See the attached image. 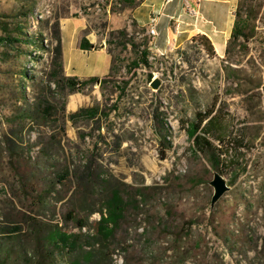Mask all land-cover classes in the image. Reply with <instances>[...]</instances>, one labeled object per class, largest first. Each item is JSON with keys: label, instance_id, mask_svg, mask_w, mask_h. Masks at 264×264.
I'll return each mask as SVG.
<instances>
[{"label": "rangeland", "instance_id": "rangeland-1", "mask_svg": "<svg viewBox=\"0 0 264 264\" xmlns=\"http://www.w3.org/2000/svg\"><path fill=\"white\" fill-rule=\"evenodd\" d=\"M232 4L200 0L201 20H214L221 30L214 38L218 43L223 31H229ZM24 7L27 17L11 20L20 26V37L35 36L50 48L56 22L63 65L105 78L109 57L100 52L111 48L120 72L102 89L95 84L85 94L66 97L64 134L56 129L50 140L48 130L40 133L29 126L20 131L17 152H10L5 137L16 130L7 119L15 94L20 88L23 96L31 94V80L21 84L23 72L37 82L47 72L50 53L25 39L17 48L0 42V215L31 208L36 161L44 174L49 168L38 148L52 142L56 161L70 172L61 193H75L71 204L47 199L46 210L57 219L82 200L95 210L89 218L95 221L118 187H150L141 210L130 209L116 234V264H264V0H239L237 9L248 15L254 29L249 39L239 37L228 50L226 45L222 57L210 56L202 44L189 40L163 54L151 51L150 66L129 74L123 67L132 56L129 47L108 44V37L121 28L133 33L132 10H120L116 0H0V15H14ZM160 17L154 37L158 43ZM145 35L148 31L134 34L136 40ZM81 37L94 45L91 52L78 48ZM154 78L160 80L156 90L150 86ZM120 80H127L124 92L116 85L122 86ZM102 99L113 108L98 124L73 125L67 119ZM218 107L232 118L233 131L245 136L248 148L242 151L240 171L224 177L231 182L229 190L211 207L209 182L216 170L208 156L194 153L182 122ZM188 221L194 224L186 235L181 230Z\"/></svg>", "mask_w": 264, "mask_h": 264}, {"label": "trees", "instance_id": "trees-1", "mask_svg": "<svg viewBox=\"0 0 264 264\" xmlns=\"http://www.w3.org/2000/svg\"><path fill=\"white\" fill-rule=\"evenodd\" d=\"M116 2L120 10H133L141 4L142 0H116ZM28 14L29 11L24 7L14 15H0L1 43L7 47L15 45L14 48H17L18 42L25 39L26 43L37 45L36 48L50 53L47 72L37 82L23 72L24 78H21V84L25 85L27 79H30L31 94L29 98L23 96V88L15 94V108L7 119L14 123L16 130L5 137L6 146L10 152H17L15 149L22 143L19 140L20 131L26 127L30 126L31 129L40 133L45 129L48 130L50 140L55 136L56 129L64 134L66 97L74 93L85 94L97 80H100L99 87L102 89L120 72L110 48L107 50L110 57L107 77L100 79L99 76L79 78L64 75L59 25L56 22L53 25L52 35L48 41L50 48H46L43 40L38 41L35 36L20 37V26L12 24L11 20L16 21L19 17L26 18ZM132 27V34L126 28H121L110 31L108 37V44L117 45L118 43L125 50L129 47L132 56L123 66L127 74L138 68L149 67L151 63L149 58L153 51L150 35H145L140 40H136L134 36L136 32L144 34L146 29L139 27L134 20ZM253 29L248 15L244 16L242 11L237 9L227 41V50L229 45L239 37L249 39ZM190 41L202 44L210 56H215L213 45L206 36L197 34L191 37ZM77 46L83 51L94 48V45L85 37L80 38ZM120 81L122 86L116 85L120 87L121 92H124L123 89L128 85L127 80ZM103 97L104 94H102ZM112 108L113 104L109 105L107 100L102 99L92 105L80 107L68 114L67 119L73 125L82 121L98 124L102 118L108 117ZM231 121L229 114L218 107L195 112L192 118L182 122L194 153L208 156L211 166L223 178L231 171H240L244 155L242 151L248 148L245 136L241 132L233 131ZM51 143L38 148V156L48 161L49 168L48 173L44 174L42 168L38 166V160L36 161L33 184L36 185L37 190L34 192L31 208L0 215V264H116L113 259L117 254V246L114 244L116 234L130 209L141 210L146 203L147 191L150 187L142 185L131 190L118 187L111 203L95 221L89 220L95 210L89 208L82 200L69 205L57 219L53 213L46 210L49 209L47 199L52 198L56 203L71 204L75 193L69 195L67 192L61 193V188L65 189L70 181V172L66 164L61 165L56 161V153L51 152ZM35 171L39 175H36ZM226 184L229 185L231 182ZM53 210L55 211L54 206ZM193 224L191 221L186 222L184 226L186 229H182L181 233L185 232L188 235ZM69 225L72 229H69ZM120 258L123 259L121 256Z\"/></svg>", "mask_w": 264, "mask_h": 264}, {"label": "crops", "instance_id": "crops-1", "mask_svg": "<svg viewBox=\"0 0 264 264\" xmlns=\"http://www.w3.org/2000/svg\"><path fill=\"white\" fill-rule=\"evenodd\" d=\"M156 0H142L141 4L132 10L131 15L133 20L139 27H144L146 31H148L150 26V21L153 18L155 20L156 25V34L152 37L151 44H154L156 50L154 52L158 54H163L170 47L179 46L185 42H188L191 37L197 34H201L206 36L211 44L213 45L215 55L223 56L225 54L227 41L230 37L232 27L235 20V14L237 11V6L239 4V0H232V12L231 14V23L229 25V31L224 32V36L222 37V41L220 43L214 40L217 33H221L219 31L216 21L214 20H204L202 21L201 13H200V2L196 4L195 0H160L161 4L158 5L155 3ZM195 10L196 14H192L189 10ZM164 17L161 25V43L157 42L154 37H158L157 27L160 26L159 20L161 16ZM210 24V26L206 25ZM231 27V30H230ZM177 35H182V39L179 41ZM91 52V51H90ZM95 52V51H94ZM105 53L108 57L109 55ZM63 62V59H62ZM69 63L63 65V71H65L66 76H77L79 78H85L89 76H97L93 75V73H87V75H83L79 73L75 67L69 66ZM109 66H110V57H109ZM108 66V69H109ZM106 72L104 75H106ZM103 75V76H104ZM102 77V76H99Z\"/></svg>", "mask_w": 264, "mask_h": 264}, {"label": "water", "instance_id": "water-1", "mask_svg": "<svg viewBox=\"0 0 264 264\" xmlns=\"http://www.w3.org/2000/svg\"><path fill=\"white\" fill-rule=\"evenodd\" d=\"M100 80H97L96 84H99ZM151 88L158 89L160 86V80L154 78L150 83ZM209 185L213 188V194L211 196V207L229 190V186L226 184V180L218 173H213V178L209 182Z\"/></svg>", "mask_w": 264, "mask_h": 264}, {"label": "built area", "instance_id": "built-area-1", "mask_svg": "<svg viewBox=\"0 0 264 264\" xmlns=\"http://www.w3.org/2000/svg\"><path fill=\"white\" fill-rule=\"evenodd\" d=\"M196 4H198L200 2V0H195ZM192 14H196V11L191 9L189 10ZM148 33L150 36H154L156 34L155 32V20L152 18L151 21H150V26H149V29H148Z\"/></svg>", "mask_w": 264, "mask_h": 264}, {"label": "bare ground", "instance_id": "bare-ground-1", "mask_svg": "<svg viewBox=\"0 0 264 264\" xmlns=\"http://www.w3.org/2000/svg\"><path fill=\"white\" fill-rule=\"evenodd\" d=\"M71 103V102H70Z\"/></svg>", "mask_w": 264, "mask_h": 264}]
</instances>
